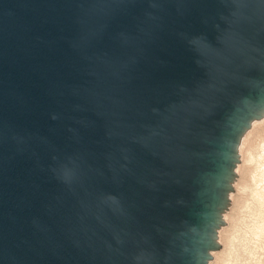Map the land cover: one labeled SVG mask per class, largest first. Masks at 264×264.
Instances as JSON below:
<instances>
[{
    "label": "water",
    "instance_id": "95a60500",
    "mask_svg": "<svg viewBox=\"0 0 264 264\" xmlns=\"http://www.w3.org/2000/svg\"><path fill=\"white\" fill-rule=\"evenodd\" d=\"M264 115V0H0V264H208Z\"/></svg>",
    "mask_w": 264,
    "mask_h": 264
},
{
    "label": "rangeland",
    "instance_id": "374dc122",
    "mask_svg": "<svg viewBox=\"0 0 264 264\" xmlns=\"http://www.w3.org/2000/svg\"><path fill=\"white\" fill-rule=\"evenodd\" d=\"M247 139L211 264H264V126Z\"/></svg>",
    "mask_w": 264,
    "mask_h": 264
},
{
    "label": "bare ground",
    "instance_id": "6f19581e",
    "mask_svg": "<svg viewBox=\"0 0 264 264\" xmlns=\"http://www.w3.org/2000/svg\"><path fill=\"white\" fill-rule=\"evenodd\" d=\"M262 126H264V115H263V117H261L260 119H258V120H254V121L251 123L249 129L246 130V132L242 135L241 140H240V143H239V146H238V154H239V159H240V160L242 159V148L245 146V145H243L244 141L249 137V135L251 136V134H253L255 130L262 128ZM247 141H248V139H247ZM261 143H262V142H261ZM245 144H246V143H245ZM242 145H243V147H242ZM246 145H247V144H246ZM243 150H244V149H243ZM238 163H239V162H238ZM237 169H238V164H237L236 167H235V173H237ZM230 197H231V194H229V199H230ZM222 217H223V219L225 220V217H226L225 212L223 213ZM218 234H219V230H218ZM218 238H219V237H218ZM218 238H217V239H218ZM213 254H214V252H212V256H213ZM209 262H210V261H209ZM209 262H208V264H211V263H209Z\"/></svg>",
    "mask_w": 264,
    "mask_h": 264
}]
</instances>
